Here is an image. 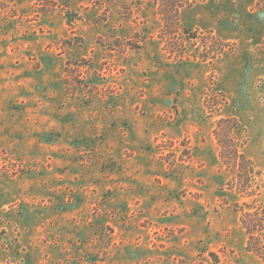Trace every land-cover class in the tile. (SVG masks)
Wrapping results in <instances>:
<instances>
[{
	"label": "rangeland",
	"instance_id": "374dc122",
	"mask_svg": "<svg viewBox=\"0 0 264 264\" xmlns=\"http://www.w3.org/2000/svg\"><path fill=\"white\" fill-rule=\"evenodd\" d=\"M0 264H264V0H0Z\"/></svg>",
	"mask_w": 264,
	"mask_h": 264
}]
</instances>
